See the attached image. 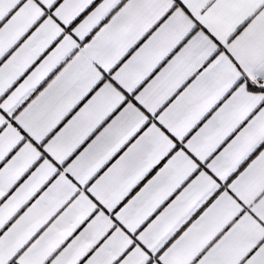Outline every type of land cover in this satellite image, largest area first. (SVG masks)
Returning <instances> with one entry per match:
<instances>
[{
	"label": "snow or ice",
	"instance_id": "snow-or-ice-1",
	"mask_svg": "<svg viewBox=\"0 0 264 264\" xmlns=\"http://www.w3.org/2000/svg\"><path fill=\"white\" fill-rule=\"evenodd\" d=\"M0 264H264V0H0Z\"/></svg>",
	"mask_w": 264,
	"mask_h": 264
}]
</instances>
